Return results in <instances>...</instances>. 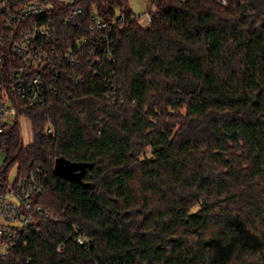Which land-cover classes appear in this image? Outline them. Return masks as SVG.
<instances>
[{
	"label": "trees",
	"instance_id": "obj_1",
	"mask_svg": "<svg viewBox=\"0 0 264 264\" xmlns=\"http://www.w3.org/2000/svg\"><path fill=\"white\" fill-rule=\"evenodd\" d=\"M81 4L131 14L128 0ZM112 37L108 90L123 101L93 73L63 76L42 105L13 97L1 172L42 166L36 201L64 212L0 264H264V0H154L149 23ZM59 159L86 163L81 180L56 174Z\"/></svg>",
	"mask_w": 264,
	"mask_h": 264
},
{
	"label": "built area",
	"instance_id": "obj_2",
	"mask_svg": "<svg viewBox=\"0 0 264 264\" xmlns=\"http://www.w3.org/2000/svg\"><path fill=\"white\" fill-rule=\"evenodd\" d=\"M83 0H0V146L3 130L17 114L14 99L37 106L52 93L62 95L65 75L82 81L83 74H100L106 96L123 101L108 90V62L115 57L112 31L131 17L143 24L151 20L152 8L128 14L126 6L111 18L100 15L96 7L86 11ZM225 3L226 0H220ZM70 87V84H69ZM47 132H52L49 123ZM9 178L0 169V257L25 246L32 233H41V223L63 220L61 211L36 201L44 189L46 173L36 166L27 176ZM74 240L88 245L93 237L71 223ZM63 242L57 246L63 252Z\"/></svg>",
	"mask_w": 264,
	"mask_h": 264
},
{
	"label": "rangeland",
	"instance_id": "obj_3",
	"mask_svg": "<svg viewBox=\"0 0 264 264\" xmlns=\"http://www.w3.org/2000/svg\"><path fill=\"white\" fill-rule=\"evenodd\" d=\"M154 0H128L129 7L137 14L140 12L145 11L148 8H151L153 6ZM116 12H119V8H116ZM20 128L23 135V140L25 142H29L32 139V128L30 120L26 117H20L19 118ZM4 165V153L0 151V169ZM17 171L15 167H13L9 171V178L11 180H14L16 177ZM58 212V210H55Z\"/></svg>",
	"mask_w": 264,
	"mask_h": 264
},
{
	"label": "water",
	"instance_id": "obj_4",
	"mask_svg": "<svg viewBox=\"0 0 264 264\" xmlns=\"http://www.w3.org/2000/svg\"><path fill=\"white\" fill-rule=\"evenodd\" d=\"M86 163L84 162H74L64 159H59L54 166V172L61 177L72 179V180H81L80 169H84Z\"/></svg>",
	"mask_w": 264,
	"mask_h": 264
},
{
	"label": "crops",
	"instance_id": "obj_5",
	"mask_svg": "<svg viewBox=\"0 0 264 264\" xmlns=\"http://www.w3.org/2000/svg\"><path fill=\"white\" fill-rule=\"evenodd\" d=\"M30 142V141H29ZM26 143H28V142H26Z\"/></svg>",
	"mask_w": 264,
	"mask_h": 264
}]
</instances>
